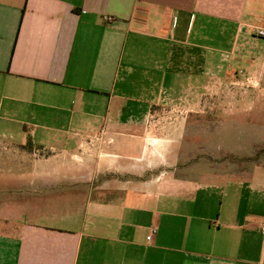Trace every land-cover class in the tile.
<instances>
[{"label":"crops","instance_id":"obj_1","mask_svg":"<svg viewBox=\"0 0 264 264\" xmlns=\"http://www.w3.org/2000/svg\"><path fill=\"white\" fill-rule=\"evenodd\" d=\"M262 9L264 0H0V138L59 155L94 142L97 174L164 165L181 153L178 118L231 82ZM246 149L222 177L172 167L158 192L99 188L33 205L29 217L1 215L0 264H264V166L249 172Z\"/></svg>","mask_w":264,"mask_h":264},{"label":"rangeland","instance_id":"obj_2","mask_svg":"<svg viewBox=\"0 0 264 264\" xmlns=\"http://www.w3.org/2000/svg\"><path fill=\"white\" fill-rule=\"evenodd\" d=\"M260 25L264 28V19ZM247 38L248 56L232 64L231 82L216 85L215 94L201 99L197 114L178 118V123L187 125L186 134L177 140L181 153L168 156L164 165L153 164L146 173L137 167L133 174L112 169L97 174L94 142L80 143L71 154L59 155L26 138L22 143L0 138V216L29 217L33 205L46 210L62 207L83 201L89 191L99 188L111 196L121 190L158 192L172 183L165 180L171 174L160 177L172 167L193 178L208 171L222 177L229 160L237 164L240 144L243 154L247 147L249 172L255 165L264 166V39H253L250 30ZM192 127L198 131L191 132ZM2 217L0 223L9 222Z\"/></svg>","mask_w":264,"mask_h":264},{"label":"built area","instance_id":"obj_3","mask_svg":"<svg viewBox=\"0 0 264 264\" xmlns=\"http://www.w3.org/2000/svg\"><path fill=\"white\" fill-rule=\"evenodd\" d=\"M254 36L260 39H264V28H260V27L255 28ZM258 228L260 233L264 236V222L261 223ZM155 232H156V226L154 224H151L149 227V233L146 237V241L150 242Z\"/></svg>","mask_w":264,"mask_h":264},{"label":"trees","instance_id":"obj_4","mask_svg":"<svg viewBox=\"0 0 264 264\" xmlns=\"http://www.w3.org/2000/svg\"><path fill=\"white\" fill-rule=\"evenodd\" d=\"M27 140L31 143V140L29 138H27Z\"/></svg>","mask_w":264,"mask_h":264}]
</instances>
